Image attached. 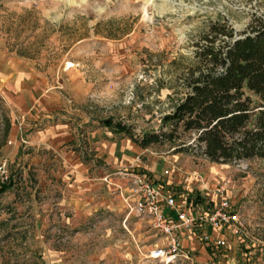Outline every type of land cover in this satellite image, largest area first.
<instances>
[{
	"label": "rangeland",
	"instance_id": "obj_1",
	"mask_svg": "<svg viewBox=\"0 0 264 264\" xmlns=\"http://www.w3.org/2000/svg\"><path fill=\"white\" fill-rule=\"evenodd\" d=\"M256 17H264V0H0V70L29 63L44 93L24 113L0 87V157L8 173L0 181V264H264V161L212 163L174 154L167 144L141 148L115 131L121 123L135 138L159 132L184 95L210 24L226 21L237 37ZM49 121L69 126L76 141L61 151L29 145L31 131ZM194 137H185L188 144ZM103 141L124 143L134 159L106 164L97 157ZM75 161L126 178L112 185L122 210L85 205L73 184ZM132 167L156 175L175 169L206 197L231 180L227 196L242 226L226 228L225 247L210 249L191 235L174 263L153 258L164 238L130 211L124 173Z\"/></svg>",
	"mask_w": 264,
	"mask_h": 264
},
{
	"label": "trees",
	"instance_id": "obj_2",
	"mask_svg": "<svg viewBox=\"0 0 264 264\" xmlns=\"http://www.w3.org/2000/svg\"><path fill=\"white\" fill-rule=\"evenodd\" d=\"M197 46L184 95L163 116L160 131L135 138L121 123L115 131L141 148L167 144L174 154L192 153L212 163L264 161V17H256L239 39L228 22H212ZM188 134L195 136L191 144ZM5 189L0 185V193Z\"/></svg>",
	"mask_w": 264,
	"mask_h": 264
},
{
	"label": "crops",
	"instance_id": "obj_3",
	"mask_svg": "<svg viewBox=\"0 0 264 264\" xmlns=\"http://www.w3.org/2000/svg\"><path fill=\"white\" fill-rule=\"evenodd\" d=\"M15 63L16 65L13 63L9 64L10 67L13 68L8 69L7 64V66H4L6 69L3 71L0 70V87L4 91V99L8 104L18 110H23L24 113L30 112L36 106V103L44 98V93L41 89L40 81L39 79L37 80L36 74L29 66V63L21 60H17ZM8 76L10 77L8 78ZM73 135L74 131L66 124L60 121H49L39 128H34L27 141L31 146H42L47 150L61 151L63 148H67L71 141H76V137ZM97 143L99 144H97L98 148H96L98 150L97 157L106 161V164L110 163L113 167H118L122 166L124 163H128L129 159H134L132 152L128 150V147H126L124 143H113L108 141ZM68 159L70 158L68 157ZM74 169L73 184L75 190L78 192V197L85 200V205L91 204L93 207L96 203V206L92 208V210L98 209V207L112 208L111 205H114L115 209H123L125 204L120 199L121 197H113L111 193L112 185H118L120 180L126 179L124 176L109 177V175H106L107 173H102V170L99 168L92 169V164L80 163L77 161L74 162ZM97 171L99 173H97ZM134 171L141 170L136 168ZM142 172L153 176L158 181H164L163 173L161 175H156L150 170H142ZM99 174L103 175L99 176ZM172 174V177L166 179L171 187L176 188L181 195H184L192 206L206 207L207 197L203 194L204 190L197 192L191 186H185L183 181L178 178L175 169H172ZM99 189L103 193L100 192L97 194L96 192ZM201 196L202 198H200ZM203 230L211 236L220 237L221 235L224 236L222 233H225L226 229L218 230L205 225ZM181 235L182 239L186 241L191 239V235L197 238L196 232L193 230H182Z\"/></svg>",
	"mask_w": 264,
	"mask_h": 264
},
{
	"label": "built area",
	"instance_id": "obj_4",
	"mask_svg": "<svg viewBox=\"0 0 264 264\" xmlns=\"http://www.w3.org/2000/svg\"><path fill=\"white\" fill-rule=\"evenodd\" d=\"M136 167L126 169L130 186L127 199L130 211L138 217L146 219L151 226L162 234L164 243L152 252L153 258H160L168 263H174L183 252L182 230L196 232V237L204 240L208 247H225L228 244L224 236L214 237L204 232V226L223 230L242 226L240 215L232 209V203L227 196L231 180L217 184L208 194L206 207H194L189 200L166 181L172 177V170L164 171V181L153 176L134 171ZM8 180L5 160L0 157V181ZM201 181V177H200ZM188 257V256H187Z\"/></svg>",
	"mask_w": 264,
	"mask_h": 264
},
{
	"label": "water",
	"instance_id": "obj_5",
	"mask_svg": "<svg viewBox=\"0 0 264 264\" xmlns=\"http://www.w3.org/2000/svg\"><path fill=\"white\" fill-rule=\"evenodd\" d=\"M242 38V36H237L236 39Z\"/></svg>",
	"mask_w": 264,
	"mask_h": 264
}]
</instances>
